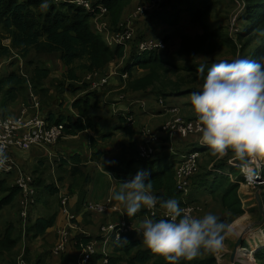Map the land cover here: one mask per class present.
<instances>
[{
	"label": "crops",
	"instance_id": "1",
	"mask_svg": "<svg viewBox=\"0 0 264 264\" xmlns=\"http://www.w3.org/2000/svg\"><path fill=\"white\" fill-rule=\"evenodd\" d=\"M139 2L140 0L129 10L127 7L120 21L125 20L128 14L135 10ZM181 17V22L177 27H171L165 23H157L153 29L148 28L145 22L146 18L143 16L135 18L130 25L137 34L144 31L146 38L149 40H165V38L169 36V42L175 44L177 40L180 42V38L183 34H194L200 30L199 25L192 21L187 12L182 13ZM90 22L93 27V29H91L100 34L107 45L112 48L117 47V45H111L109 42V39L112 38V32L106 30V27L102 28V24L94 17H92ZM210 25L213 26V23ZM107 26H109V22ZM104 29L105 32L102 33L101 31ZM178 35L180 37H178ZM10 43V39H5L4 44L9 45ZM122 47L124 54L121 58L112 60L101 72H81L79 75L80 78L77 81L65 80L64 75L67 71V67L62 61L60 53H42L32 57L35 58L36 61L45 64L50 70V76L44 86L46 89H49L50 96L46 102H41L39 97L33 95L31 91L25 93L18 92L17 100L13 103L7 101L8 97L5 92L0 93V118L5 116H19L24 109H27V118L39 113L48 119L49 114H52L56 118L65 115L71 116L73 120H77L80 118V112L77 108L73 107V103L77 99L94 92L95 95L91 96V104L94 105L91 114L92 117H95V121L101 133H107L112 127L115 128L116 126H122L124 128V130L118 131L116 135L107 142L100 140L98 133L89 129L77 135H66L55 145H34L29 149H25V153L20 150L11 152L10 156L14 161L25 166L35 180L42 181L45 185L53 186L57 189L55 194H52L45 188V185L38 188L39 193L37 201L27 220H24L20 215V193L15 196L12 203L4 205L0 209V233L4 234L6 229L13 224V235L20 236V240H18L15 248V250L18 251L17 256L19 264L20 260L23 256L25 257V255L29 258H34L46 252L50 253V264H76L78 252L79 249H81V242L83 241L75 238L79 231L70 227L72 223L79 226L81 231L83 230L85 239L88 238L89 241H98L99 248L105 252L106 256L109 257L114 253V243L104 244V240L100 235V229L101 226L106 223H120L124 221L127 216L124 213L122 205L112 200L110 195L113 191L119 189L122 180L119 178L120 173L107 170L97 161H93L92 153L93 151L101 150L104 152V157L108 160L112 159L114 156L124 161L129 160L133 155L134 158L137 157L139 146L141 142L146 139V135L142 129L145 126H153L152 129L157 134V139L153 141V143L158 152H160L156 158V162L151 165L149 171H160L164 165L169 164L171 161L175 160L176 162L182 153L186 151L192 149H199L201 151L199 160V165L201 166L199 168L202 176L194 179L190 193L185 195L184 201H186L188 197L194 200L192 203L197 205L194 216L201 217L211 212L216 214L220 220L228 223L226 239L222 249L223 253L230 250L229 247L231 244L236 245L239 237L236 238L230 233L229 227H231L232 224L242 226L240 222L243 216L240 215L239 218L237 216L232 218V213L230 211L216 202L212 194L205 192L202 187H200V178H203L206 174L208 175V180L216 175L228 176L231 183L239 185L238 194L241 201H243L244 208L246 207V213L253 211L252 208L254 204L251 203L250 206H246L245 202L253 201L255 192L253 193L252 190L243 183L239 168L232 165V161L237 157L234 156L231 150L224 156H213L209 148L200 143L199 135H191L184 138L180 134H175L173 138H170L167 134L160 133L163 124L171 117L169 110L172 108L179 109L180 114L185 119L197 118L196 113L192 110L190 105L191 93L170 97L165 101H158L148 92L124 91L127 78H124V74L127 73L128 75V72L124 70L129 62L131 63L135 46L133 49V45L129 43ZM199 57L204 56L200 55ZM28 59L31 58H26L27 61ZM3 60L8 62L4 63ZM24 63L25 60L15 54L0 57V69H3L0 73V78L12 72L22 74ZM133 73L140 75L143 71L135 68ZM58 83H63L64 86L58 88ZM84 85L87 86L84 87ZM128 111L134 112V114H131L135 116V121L133 123L128 121L124 123L122 121L124 117L127 119ZM92 137L98 139L95 150L91 149ZM130 140L135 145L133 149H129L128 143ZM75 154H79L82 157L81 167L91 176L90 181L84 186L87 195L81 211H78V192L75 193L70 189L73 183L69 174L72 162H69V164H63L62 162V160L70 161V158ZM156 165H158L157 168H155ZM121 167L123 168V166ZM139 167L138 171L140 170ZM16 175V170L8 169V163L4 162V165L0 168V199L9 197L8 195L15 187ZM153 194L156 195L155 190H153ZM63 197H68L69 199V203L67 204L68 213L62 211ZM89 204H105L107 208L104 212L88 215L86 205ZM143 210L147 211V209H141V211ZM156 210L157 213L162 216L161 210L159 208ZM52 216H56L55 224L44 234L33 236V233L29 230L36 219L39 217L49 218ZM145 216H147V214L137 216L131 222L133 230L137 234V239L141 242L142 238L138 234L137 229L140 221ZM61 228L68 229L69 240L74 239L76 241L70 243V246L73 245L76 251L70 249L68 253L58 256L52 252L58 238V231ZM236 234L239 235L238 233ZM143 247L146 249L148 248L144 243ZM99 263L106 264V262L103 261H99Z\"/></svg>",
	"mask_w": 264,
	"mask_h": 264
},
{
	"label": "trees",
	"instance_id": "2",
	"mask_svg": "<svg viewBox=\"0 0 264 264\" xmlns=\"http://www.w3.org/2000/svg\"><path fill=\"white\" fill-rule=\"evenodd\" d=\"M91 1L94 4H103L108 7L109 12L107 15L109 26H112V28L118 25L126 8L133 2V0ZM141 1L142 0H140V2ZM210 2H212V0H166L163 3L165 7L163 11L154 10L143 15V17L146 18V26L153 29L157 23H165L171 27H177L181 22L182 13L187 12L192 21L199 25L200 30L194 34H183L178 46L173 49L172 46L174 43L169 42L171 45L169 47V36H167L165 38L166 41L164 40L167 43L165 49H162V51L144 52L142 54L137 52V46L140 41L147 38L144 31L138 34L135 32L130 42L131 45H133V49L135 46V51L133 50L134 54L132 53L131 63L129 62L124 70L128 72L124 91L148 92L158 101H165L170 97L193 93L198 91L199 88L187 86V78H185V76L178 77V74L184 69L181 66L182 61H184V63L190 62V65L186 67V71H188V76L193 80L192 83L197 81L202 83L203 81L196 73V68L199 65L196 66L192 64V62L194 58H198L200 55H210L217 51L215 49L218 45L211 43L213 38L220 37L219 44L221 46L230 48V53L233 52V55L237 53L238 45L236 42L235 44L233 43L232 37L226 35L224 30L218 31L214 29V27L208 23L210 18ZM254 3L256 5L254 6L255 9L260 10L261 14L257 25L252 29H262L264 28V0H255ZM254 7L252 8L253 10H255ZM92 16L93 14L88 12L85 8L72 2H54L50 0H0V57L15 54L26 59L29 58L32 52L37 54L60 53L61 59L67 67V71L64 75L66 81L79 80L81 72H101L112 60L121 58L124 51L122 46H117L115 48L110 47L100 37V34L91 29L88 23L91 21ZM250 18H253V16ZM5 39H10L11 43L9 45L4 44L3 40ZM247 45V42L243 43V47ZM252 56L253 59L264 56V44L258 45ZM201 64L206 65V73L211 64L209 65L208 61L204 62V60L200 62V65ZM26 65L28 68L25 70L22 69V74L12 72L0 78V93L5 92L8 97L7 101L13 103L17 100L18 92L25 93L31 91L33 95L39 97L41 102H46L50 96L49 89H46L44 86L50 76V70L42 62L33 59H28ZM135 68L143 71V73L140 74L141 76L133 73ZM57 86L61 88L64 85L63 83H58ZM86 86L87 85H84V87ZM93 95H95L94 92L89 93L73 103V107L77 108L80 112V118L77 120H73L71 116L61 115L56 118L54 115L49 114V119L47 118L48 121L51 123H63L66 135H77L82 131L92 129L99 134L100 140L104 142L109 141L116 135L118 130H124V128L122 126H116L107 133H101L95 121V117H92L91 114V110L94 108V105L91 104V96ZM131 114H134V112H127V116ZM122 121L127 123L128 120L124 117ZM97 143L98 139L92 137V150H95ZM128 145L129 149L135 147L131 140ZM159 154L160 152H157L149 159H142L137 154V157L134 158L133 155L126 161L116 156L108 160L104 157V152L99 150L93 151L92 160L97 161L110 171H114L118 167L123 166V171L118 173H120L119 178L124 181L131 179L138 171L139 166H145L147 163L154 164ZM62 162L63 164L72 162L69 174L73 183L70 189L75 193L78 192V211H81L87 195L84 186L90 181L91 176L82 169V157L79 154L73 155L70 161L62 160ZM123 163L125 164L122 165ZM177 163L178 159L176 162L174 160L164 165L160 171L150 170L148 172V179L153 183V190L156 191V196L162 199L176 198L180 202L181 207H183L186 204H194L192 203L194 200L188 197L187 200L184 201V193L179 191L176 187L175 174ZM200 166L201 165H199V167ZM201 174L199 168L192 177V184L195 178L202 176ZM207 177L208 175L206 174L203 178H200V187H202L205 192L212 194L216 202L230 211L232 213V218L242 215L245 210L238 194L239 185L231 183L228 176L225 175H216L210 180H208ZM34 185L39 193L38 188L44 186L45 183L35 180ZM45 186L52 194H55L57 191L53 186ZM19 193L20 189L15 186L8 195L9 197L0 199V209L4 205L12 203L15 196ZM37 196L38 194L36 195L35 202L37 201ZM261 197L263 199L264 195ZM86 210L88 215L98 213L87 209V205ZM147 213L148 210H143L138 212L135 217L126 216L125 221L131 223L137 216H143ZM153 218L161 219L164 217L158 214L157 217L155 216ZM55 221L56 216L49 218L39 217L29 231L33 233V236L42 235L55 224ZM222 222L228 227L227 222ZM234 226L239 227L237 224ZM13 229L14 226L12 224L6 229L4 234L0 233V259L5 261L6 264H19L16 258L18 252H15V248L18 240H20V236H14ZM75 238H78L84 243L88 242V238L85 239V234L81 231L78 232ZM249 238L252 239V237ZM122 239H127L128 243H114V253L107 258V264H123L124 260H128L130 264H166V261L162 257L153 253L149 248L146 249L143 247V243L137 239V234L134 230L124 235ZM73 240H71V242ZM263 248L264 245H256L252 246L250 249L256 250L257 261L263 262L264 264ZM242 249L243 248L240 247L238 257L240 256V252H246V256H249L250 249L244 248L243 251H241ZM213 254L214 252L202 250L195 259L191 261L181 260L179 264H216V258ZM97 255L98 253L94 255L89 261L90 263H88L100 264V256ZM46 256L50 257V253L46 252L36 259L29 258L25 255L22 259L28 264H50L49 258Z\"/></svg>",
	"mask_w": 264,
	"mask_h": 264
},
{
	"label": "clouds",
	"instance_id": "3",
	"mask_svg": "<svg viewBox=\"0 0 264 264\" xmlns=\"http://www.w3.org/2000/svg\"><path fill=\"white\" fill-rule=\"evenodd\" d=\"M205 67L201 64L196 68L203 82L190 95V105L199 121L200 143L213 156H224L229 150L241 160L264 156V56L213 61L206 73ZM5 160L0 152V166ZM120 185L110 195L122 205L127 217H135L141 209L161 210L164 218L145 216L137 232L166 264L191 261L202 250L223 249L227 226L216 214L209 212L197 217L181 207L176 198L154 195L153 183L143 170ZM116 242L128 243L119 235Z\"/></svg>",
	"mask_w": 264,
	"mask_h": 264
},
{
	"label": "built area",
	"instance_id": "4",
	"mask_svg": "<svg viewBox=\"0 0 264 264\" xmlns=\"http://www.w3.org/2000/svg\"><path fill=\"white\" fill-rule=\"evenodd\" d=\"M54 2L66 1L72 2L76 5L85 8L88 12L93 14L92 17L96 19H102L108 14V7L103 4H94L91 0H50ZM166 0H142L135 8L134 12L130 14L125 20L121 21L116 28V32H112V38L109 39L111 45L126 46L134 37L135 31L131 27V22L140 16L146 15L154 10L163 11V3ZM103 22V21H102ZM102 28L107 26V23H101ZM167 47V43L164 40H149L144 39L139 42L137 46V52L142 54L150 51H161ZM127 77V73L124 74V78ZM27 109H24L19 116H5L0 118V152L6 156L5 162L8 163V169L16 170L15 186L20 189V215L24 220L28 219L31 210L35 205V198L38 194V190L34 185L35 178L30 172H26L21 165L14 161L10 156L14 147L21 149H29L34 145H55L63 139L65 134V126L63 123H51L47 117L37 113L30 117H26ZM171 117L163 124L160 129V133L167 134L170 138H173L175 134H180L186 138L191 135H199V121L198 118L185 119L179 109L172 108L169 110ZM128 122L133 123L135 118L133 115L127 116ZM146 139L141 142L139 146L138 155L142 159L152 158L157 152L153 141L157 139V134L153 131L151 126H145L142 128ZM156 134V136H155ZM201 157V151L199 149H192L182 153L178 158L176 166V187L184 195H188L191 190L192 177L199 169V160ZM232 165L240 169V174L243 183L256 192L258 190H264V156L262 157H248L244 160L236 158L232 161ZM1 168V166H0ZM68 197L62 199V211L68 213L67 204ZM189 210L192 215L197 210V205L186 204L183 206ZM107 206L105 204H89L87 209L104 212ZM157 209V208H156ZM148 210L147 216L153 218V212L155 216H158L157 210ZM154 216V217H155ZM163 217V216H162ZM70 227L76 231H81L79 226L72 223ZM133 231L131 223L122 221L120 223H106L101 226L100 235L104 240V244L116 243V237L119 235L121 239L129 232ZM83 232V230L81 231ZM58 238L53 247V253L59 255L68 249V245L71 243L69 240V231L66 228H61L58 231ZM73 242H76L73 240ZM99 242L89 241L81 242V249L78 252L77 264H87L91 258L99 252ZM106 261L108 262L107 258ZM20 264H28L23 259L20 260Z\"/></svg>",
	"mask_w": 264,
	"mask_h": 264
},
{
	"label": "rangeland",
	"instance_id": "5",
	"mask_svg": "<svg viewBox=\"0 0 264 264\" xmlns=\"http://www.w3.org/2000/svg\"><path fill=\"white\" fill-rule=\"evenodd\" d=\"M137 1L138 0H133V2L128 7V10L131 9L137 3ZM254 1L255 0H212V2H210V9H209L210 18L208 20V23L209 24L213 23L212 27H214V29H216L218 31L224 30L226 35L231 36L233 39L232 40L233 43L235 44V42H236L238 45V51L235 55H233L232 54L233 52L230 53L231 52L230 48H228L227 46H221L219 44L220 37H215V38H213L211 43L218 45V47L215 49L217 51L213 54H210V55H204V57L194 58L192 64H194L196 66L200 65V62H202L203 60H204V62L208 61V64L210 65L213 61L219 62L221 60H227V61L231 62L235 58L253 59L252 55H253L255 48L258 45L264 44V28L255 29V30L252 29L254 26L257 25L258 20H259V16L261 14L260 10L255 9L254 6H256V5H255ZM253 7L255 10L252 9ZM133 12H131L130 14H132ZM130 14H128V16ZM251 16H253V18H250ZM97 20L100 24L109 22L108 15L102 19H97ZM88 24L93 29L91 22H89ZM117 26L115 28H112V26H106V30H108L109 32L115 33ZM101 32L104 33L105 29ZM100 37L103 39L102 36H100ZM178 37H180V36L178 35ZM4 41L5 40H3V43H4ZM244 42L248 43V45L246 47H243ZM170 43L168 41L169 47L171 46ZM178 43H179L178 40L175 41V44L172 46V49L177 47ZM211 43L209 42L210 46H211ZM36 55H40V54L32 52L31 55L29 56V58L36 61L35 58H32ZM22 59H24V58H22ZM4 60H3L4 63L8 62V61H4ZM24 60H25V63H24L23 69L25 70L26 68H28V66L26 65L27 60L26 59H24ZM175 62H176V60H175ZM181 63H182L181 66L184 69H182V72H180V74H178V77L185 76V78H187V80H186L187 86L199 88V86L202 83L200 81L192 83L193 80L190 78V76H188L189 75L188 71H186V67H188L190 65L189 64L190 62L184 63V61H182ZM2 71H3V69H0V73ZM151 127H153V126H151ZM113 129H114V127L111 128V130H113ZM111 130H109V131H111ZM118 131H120V130H118ZM98 137H100L99 134H98ZM15 150L16 151L20 150V151H23V153H25V149L14 147L13 151L15 152ZM17 155H18V153H17ZM124 164L125 163H123L122 165H124ZM151 165L152 164L147 163L145 166H140L139 168H140V170H143V171L148 173ZM21 166L25 171L27 170L26 172H29L25 166H23V165H21ZM157 167H158V165L155 166V168H157ZM122 169H123L122 167H118L114 171L122 172L123 171ZM260 193H261V196L264 195V191L263 192L260 191ZM254 197L255 198L253 201L245 202L246 206L247 205L250 206L251 203L254 204V206L252 208V210H253L252 212L249 211L248 213H246V207L244 208V204H243V208L245 211L242 214L243 217H242V220L240 222V224H242V226H239V227L234 226L233 227L234 224H232L231 227H229L230 233H232L236 238L239 237L240 233H242V231L245 227H248V224L250 227H252V229H250V233H247L246 236L243 235L244 240H243L242 245H241V248H243V249L244 248L250 249L252 246H256V245H264V198L262 199L263 200V204H262L263 205L262 206L263 212H261L260 208H259L260 206L256 200V196L254 195ZM32 211H33V209L31 210V212ZM255 222H258V224H256ZM236 233H238L239 235H237ZM249 237H252V239ZM260 238H262V239H260ZM71 243H73V242H71ZM239 248L240 247H238V249H237V258L235 259L234 262L231 260L230 255H232V253L235 251L236 245L231 244L229 247L230 250H228L225 253H223V250H221L219 252H214L213 255L216 258V264H225V263L226 264H263V262L257 261L256 250L250 249L249 256H246V254H247L246 252H244V253L240 252V256L238 257ZM70 249L76 251V248H74L73 245L70 246V244H69L68 249L63 253H60L58 256H61L65 253H68ZM243 249L241 251H243ZM16 251L17 250H15V252ZM97 256H100L99 261L106 262V264H107L106 258H108V256H106L105 252L102 249H100V252L98 253ZM33 257H34V255H33ZM37 257L38 256H35L34 259H36ZM46 257H48V256H46ZM16 258L18 260L17 255H16ZM48 258L50 259V257H48ZM224 260H225V262H224ZM0 262H1L0 264H6V262L2 261L1 259H0ZM123 264H130V263L128 262V260H124ZM187 264H192V263H187Z\"/></svg>",
	"mask_w": 264,
	"mask_h": 264
},
{
	"label": "water",
	"instance_id": "6",
	"mask_svg": "<svg viewBox=\"0 0 264 264\" xmlns=\"http://www.w3.org/2000/svg\"><path fill=\"white\" fill-rule=\"evenodd\" d=\"M255 196H256V200H257V202H258V204H259V208H260V211L261 212H263V209H262V204H263V200H262V197H261V193H260V190H258V191H256L255 192ZM256 224H258V222H255ZM250 229H252V227H250V226H248L247 227V229H246V231H249ZM243 234H241L240 236H239V238H238V241H237V243H236V249H235V251L232 253V255H231V260L234 262L235 261V259L237 258V249H238V247H241V245H242V242H243Z\"/></svg>",
	"mask_w": 264,
	"mask_h": 264
},
{
	"label": "bare ground",
	"instance_id": "7",
	"mask_svg": "<svg viewBox=\"0 0 264 264\" xmlns=\"http://www.w3.org/2000/svg\"><path fill=\"white\" fill-rule=\"evenodd\" d=\"M247 233H250V230L249 231H246V227L243 229V231H242V233L241 234H245V236H246V234ZM240 249V248H239Z\"/></svg>",
	"mask_w": 264,
	"mask_h": 264
}]
</instances>
